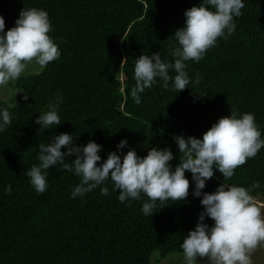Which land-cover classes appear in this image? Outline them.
Listing matches in <instances>:
<instances>
[{"label": "trees", "instance_id": "trees-1", "mask_svg": "<svg viewBox=\"0 0 264 264\" xmlns=\"http://www.w3.org/2000/svg\"><path fill=\"white\" fill-rule=\"evenodd\" d=\"M200 2L0 0L5 30L14 26L24 7L46 10L49 35L61 51L45 68L26 69L0 88V108L12 119L0 132V264H152L156 255L159 261L183 254V238L203 211L200 198L191 195L190 172H185L189 196L165 201L161 209L157 202L150 217L141 212L146 196L120 202L110 180L105 182L109 195H101V185L73 199L80 178L59 165L48 170L43 194L35 191L26 171L39 163V144L61 132L72 134L78 145L89 140L101 144L102 159L125 138L128 146L119 150L121 156L129 148L140 156L150 147L170 148L175 167L182 154L174 135L200 138L231 109L254 114L264 139V0H244L242 15L234 17V33L218 38L199 62H185L193 80L199 74V84L178 93L165 89L157 78L158 83L141 93L140 104L131 98L136 58L158 51L162 60L173 62V34L184 24V11ZM58 95L63 97L58 109L62 123L39 130L36 117ZM13 101L16 105L10 106ZM255 181L260 187L251 195L264 197V147L225 181L214 169L203 191L213 192L224 182L249 188ZM205 222L213 223L208 217Z\"/></svg>", "mask_w": 264, "mask_h": 264}, {"label": "clouds", "instance_id": "clouds-1", "mask_svg": "<svg viewBox=\"0 0 264 264\" xmlns=\"http://www.w3.org/2000/svg\"><path fill=\"white\" fill-rule=\"evenodd\" d=\"M244 7V0H201L198 6L186 9L183 26L173 34L177 42L171 51L173 62L162 60L158 51L136 58L135 84L130 90L133 101L140 104L141 93L158 83L157 78L162 80L165 89L178 93L189 88V84H199V74L193 80L185 62H199L218 38L231 36L236 29L234 17L241 16ZM51 31L48 13L41 8L24 7L14 26L7 30L5 19L0 15V88L19 79L29 64L35 63L43 69L60 58L61 51L49 35ZM170 70H174V76ZM28 95L25 92L23 98L27 100ZM62 102L63 97L58 95L55 102H49L47 111L40 112L35 119L39 130L62 123L58 114ZM14 105L15 101L10 106ZM11 123L10 112L0 108V132ZM174 141L182 154L175 167L170 163L174 159L170 148L150 147L145 156L129 148L121 156L119 150L128 146L125 138L117 144V151L109 152L102 159L101 144L89 140L78 145L72 134L61 132L53 135L50 142L39 144V163L33 164L26 175L35 191L43 194L48 188V170L59 165L61 170L80 178L72 191L73 199L101 185H104L100 187L101 195H109L105 182L110 180L120 202L138 201L142 195L146 196L141 212L151 217L157 202L161 209L167 204L165 201H182L189 196V179L185 175L188 171L194 183L191 195L200 198L203 211L180 245L184 264H253L251 254L264 243V205L258 204L251 195L253 189L260 187L259 181L249 188L224 182L213 192L203 189L213 178L214 169L225 181L264 147L254 114H239L231 109L230 115L220 117L202 137L179 134L174 135ZM73 155L75 159L69 161ZM5 191H11L10 185L5 186ZM206 217L213 221L211 225L205 222Z\"/></svg>", "mask_w": 264, "mask_h": 264}, {"label": "rangeland", "instance_id": "rangeland-1", "mask_svg": "<svg viewBox=\"0 0 264 264\" xmlns=\"http://www.w3.org/2000/svg\"><path fill=\"white\" fill-rule=\"evenodd\" d=\"M27 70L39 71L40 66L35 63H31L28 65ZM255 199L257 200L258 204L264 205V197ZM262 212H264V209H262ZM157 253L158 252H154L152 256L156 255ZM155 257L152 259V264H184L183 254H170L166 258L159 261ZM251 259L253 264H264V243L258 245V247L253 251V253L251 254Z\"/></svg>", "mask_w": 264, "mask_h": 264}]
</instances>
